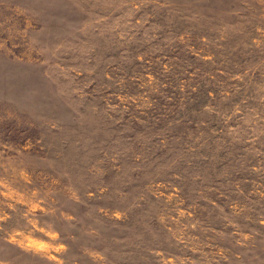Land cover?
Instances as JSON below:
<instances>
[{"label":"rangeland","instance_id":"374dc122","mask_svg":"<svg viewBox=\"0 0 264 264\" xmlns=\"http://www.w3.org/2000/svg\"><path fill=\"white\" fill-rule=\"evenodd\" d=\"M0 264H264V0H0Z\"/></svg>","mask_w":264,"mask_h":264}]
</instances>
